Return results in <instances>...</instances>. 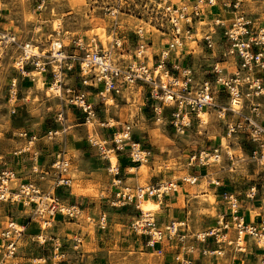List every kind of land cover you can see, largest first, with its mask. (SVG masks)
<instances>
[{"label": "built area", "instance_id": "2783aa9c", "mask_svg": "<svg viewBox=\"0 0 264 264\" xmlns=\"http://www.w3.org/2000/svg\"><path fill=\"white\" fill-rule=\"evenodd\" d=\"M57 0H32L37 12L46 9L50 3ZM105 1L102 10L114 20L111 28L110 42L105 49L98 41L84 46L80 40H72L69 44L58 43L55 50L51 44L48 52L40 50L30 42L18 44L10 29H3L0 8V47L4 50L16 48L13 60V69L21 79L33 82L32 73L46 75L50 80V87H54L52 95L60 99L65 105L77 111L86 124L95 123L96 109L106 107L108 101L120 98L133 86L147 90L146 103L156 122L158 118L168 119L169 127L177 136L183 137L191 129L194 120L197 127L201 125L199 114L211 110L215 118L225 127L224 139L240 141L242 145L250 148V159L256 163L264 160V30L254 29L251 21L242 14L235 15L228 28L222 32L223 43L220 46L221 57L227 62L234 63V72L224 74L213 67L212 81H203L194 84V75L191 67H183L180 55L175 57V64L169 62L168 49L161 51L157 60L151 67L147 65L145 54L151 41L145 38L143 31L137 30V50L134 61L125 63L121 52L122 39L117 37V15L144 13L149 24L154 29L168 31L174 47H182L185 40L182 37V27L186 34L192 29V20L200 16V12L216 6V0H195L190 7H178L172 0H99ZM241 0H234L233 8L236 10ZM219 20V19H218ZM215 26L223 27V22L215 21ZM206 48L213 51V42L210 37H204ZM217 45V43H216ZM180 60V61H178ZM169 65V69L167 68ZM165 75L162 81L161 75ZM73 81V82H72ZM17 80L10 81L6 94V103L11 115L17 94ZM226 101L224 105L218 103L220 98ZM223 97V98H222ZM63 114L56 116L55 122H63ZM133 122L125 123L120 132L112 134L111 149L101 150L95 145L98 152L106 162L105 173L110 177L109 182L114 189L109 206L114 209H123L133 205L138 216L129 225V232L138 238H146L145 248L151 250L156 256H163L164 247L181 246L187 239L185 223H170L159 227L155 217L144 214L139 204L144 200L160 201L177 191V184L172 181H159L147 186L135 185L131 187L122 179L120 169L112 165L108 153L124 154L131 165L141 166L147 163L150 151L144 150L132 140ZM99 128L110 129L108 123H102ZM67 128L61 126L60 130L49 131L43 139L50 144L47 157H41L38 150L39 138L35 134L20 132L17 138L22 141L21 147L12 152L16 165L28 162L26 172H17L13 169L0 168V206L11 209L19 206L24 215H28L26 225H18L13 218H7L6 224L0 227V246L3 259L0 264H6V259H15L22 247V240L27 226L32 224L38 233L28 236V242L39 248L47 247L51 236H44L55 222L73 221L81 216L76 205L65 203L60 194L71 189L69 177L71 169V156L65 150L64 136ZM61 137L60 141L57 139ZM105 145L107 144L104 142ZM104 145V146H105ZM48 147V145H46ZM221 145L211 150H200L187 158V166L204 167L208 156L213 157V163L221 155ZM106 152V154H105ZM41 160V161H40ZM204 164V165H203ZM183 183L194 185L196 177H182ZM217 185V184H216ZM228 209L222 213L217 221V227L197 233L190 237L191 242L205 244L213 241L215 245L234 247L239 254H245L246 240L250 239L254 248L261 250L257 264H264V179L260 184H254L244 193V200L252 207L258 208L257 223H249L245 215L240 213L236 198L227 197ZM106 216L99 217V229L105 227ZM182 229V231H180ZM229 231L235 234L234 239L227 237ZM54 239V238H53ZM75 243L73 253L77 258H71L59 241H54L49 247L52 264H84L83 257L78 251L80 240L73 238ZM209 242V243H210ZM261 246V247H260ZM206 255L207 252L202 253ZM214 256L220 253L212 252ZM172 264H194L192 260L180 253H175Z\"/></svg>", "mask_w": 264, "mask_h": 264}, {"label": "rangeland", "instance_id": "374dc122", "mask_svg": "<svg viewBox=\"0 0 264 264\" xmlns=\"http://www.w3.org/2000/svg\"><path fill=\"white\" fill-rule=\"evenodd\" d=\"M194 1L195 0H172L171 2L177 4L178 7L186 6L187 11L190 12V7H192ZM102 2L103 1L99 0H57L50 3L46 9L37 12L33 7L32 0H0L1 14L3 17L2 27L3 29H7L9 25L8 29H10L11 33L15 36L18 44L30 42L44 52L49 51L53 42L59 41L62 42L63 45H66L72 40H80L84 46H89L93 41H98L105 49L108 47V43L111 40L110 32L115 22L102 10V8L106 7L104 4L105 1L104 3ZM180 2L184 3L182 4ZM216 2L215 7L202 10L200 16L192 20V25H195L193 26L194 30L196 29L195 36L186 34L181 22L183 30L182 37L186 39L184 41L190 39L202 40L200 42L202 48L200 49H202L204 54H208L207 51H210L206 49L204 37H210L213 42V51L209 53L212 58L209 59L208 63L202 64L201 60H187V62L186 60H182L180 62L181 65L182 62H184V67H193V75L195 80H197L194 84H199V78H211V72L214 66L222 70V76L234 72V63L232 61L227 62L226 59L222 58L220 56L222 51L219 48L223 43L222 32L225 28H228L230 21L235 15L242 14L247 20L251 21L254 25V29L264 30V0H241V4L236 10L233 8L234 0H216ZM216 20L223 22L224 26H215ZM116 27L117 37L122 39L123 44L120 50L124 56L122 59L125 63L134 61L133 55L137 50V38L135 36L137 30L143 31L145 38L151 41L153 45L152 49L147 48V52L141 56V59L146 56L148 57V67L152 65L151 55L158 53L159 49L161 51L168 49L167 46L164 48L160 46L172 42L170 33L168 31L154 29V27L149 24L144 13H141L139 16L136 14L117 15ZM183 47H185L186 50L183 49ZM180 49L179 54L181 55V51H183L184 56L187 55L189 49H193L194 51L197 50L195 44L187 42L183 44ZM179 54L177 53L176 55L173 51L169 52L168 58L175 64V57H178ZM15 55V47L6 50L0 47V166L3 163H10V149L11 146L14 147V142L11 139H18L17 134L20 132L35 134L37 138L41 139L39 143H43L49 147L50 144H47L46 139L43 138L47 132L60 130L61 126L68 129L65 134H69L71 139L73 137L75 139H84L87 141L90 136L89 134H93L94 130L103 133L108 130L111 135L112 132H120L123 124L133 122L135 125L131 133L133 137L132 140L134 141V139L140 138L142 143L143 140L149 138L151 143L149 145L151 146L145 147H149L155 156H161V158H154L153 156L148 159L147 163H144L148 166L145 176L142 172L139 173L138 171V185L147 186L149 183L145 181V177H147V173L148 175L152 174L151 168H155L157 172L173 171L175 173L173 178L179 179L184 177L186 175L181 170L187 168V166L185 165L184 158L181 157L182 154L186 156L194 155L198 153V149L201 147L209 151L217 147L220 138H224V124L215 118V113L211 110L204 111L206 114L204 121L199 116L202 121L201 125H205L198 129L197 122L194 120L193 126L185 136H177L169 127L168 119L165 117L166 115H164L163 119L158 118L156 122L154 114L150 109V103L145 102L147 90L137 86L131 87L124 95L123 100L117 98L113 100V102L108 101L106 107L99 106L96 109L95 123L91 126L85 123L82 116L77 111L65 105L60 99L52 95L51 91H49L50 80H46V82L43 80L48 90L42 93L37 89V80L42 78L38 74L32 73L31 77H33V82L28 79L22 80L18 73L12 68ZM217 63L220 65H216ZM167 68L169 69L168 64ZM161 78L162 81L166 80L164 74L161 75ZM13 79L17 80V94L14 105L16 112L14 115H11L6 103V94L9 89L10 81ZM218 103L224 105L226 101L224 98H220ZM59 113L63 114V122L61 124L55 122L56 116ZM102 123H108L113 126L110 129L99 128V125ZM108 138L110 137L108 136ZM60 139L61 137L59 136L57 141H60ZM226 141L227 144L221 147L222 152L220 161L216 164H212L213 160L209 155L208 157L211 159L208 163L204 162L205 165L207 164L204 168H208L210 173L217 170L227 171L229 168H232L237 178V184L240 183V185H244L246 188L249 187L250 184H260L262 179H264V160L260 163H256L250 159V148L242 145L241 142L237 140L226 139ZM98 144L100 143L98 142ZM21 145L19 147H21ZM19 147L15 145L16 150ZM102 148L107 152L111 149V144L107 143L105 146H102ZM67 153L70 154V152ZM107 156L109 159L110 157L114 159L113 153H108ZM152 159H155V161L153 164H150ZM90 165H92V163ZM79 172V167L76 168L71 166L69 177L71 179V191L73 194H85L90 197H95L96 199L99 196H104L98 192L95 183L80 182ZM177 172L180 173L177 174ZM132 180L133 178H130L128 182L132 184ZM75 189L78 190V193H75ZM144 213L147 214L148 212L144 211ZM149 215L157 217V211ZM212 215H215V213L213 212ZM92 217L94 218V214H92ZM90 220H87V222H89L87 232L92 234L96 223ZM120 229L121 228L118 226L115 227L117 232H119ZM50 235L51 229L44 234V236L47 237ZM80 242L82 246L81 249L85 252L89 251L90 248L87 246L84 239ZM59 243L62 242L60 241ZM31 249L35 251L39 250L38 246L35 244H32L30 251ZM46 251L47 250L44 251L45 255ZM78 251H80V249H78ZM27 252L28 249L26 253ZM33 255V257H27L30 259L32 258V260L26 257L25 260H20L19 256L17 259H6L5 263L45 264L43 260L36 261L39 259L35 257V254ZM154 258L153 256L152 258L149 257V255H141V257L138 258L139 260L132 261L127 257L126 259H122L121 256V258H117V260L118 264H149ZM210 258V254L207 255V260ZM236 258L238 261V257ZM257 258L258 257L252 258L250 264L258 263L259 258ZM241 262L244 264L243 260L240 261V263Z\"/></svg>", "mask_w": 264, "mask_h": 264}, {"label": "crops", "instance_id": "0c3cea01", "mask_svg": "<svg viewBox=\"0 0 264 264\" xmlns=\"http://www.w3.org/2000/svg\"><path fill=\"white\" fill-rule=\"evenodd\" d=\"M180 3L183 4L184 2ZM193 26L195 25H192V29L188 34L190 36L196 35V29L194 30ZM8 28L9 25L7 26V29ZM201 41L195 39L183 41V44H185L186 42L195 44L197 50L194 51L193 49H189L186 56H184L183 51H181L180 60H186V62L187 60H201L202 64L208 63L209 59L212 58V56L209 54L211 52L207 51L208 54H204L202 49H200L202 48V44L200 43ZM160 47L164 48L163 45H161ZM152 48L153 45L151 43V45L148 46V49ZM183 49H185V47H183ZM160 53L161 50L159 49L158 53L151 55L152 63L157 60V57L160 55ZM146 62L148 64V60ZM169 62H171L170 59ZM217 64L220 65L219 63ZM182 66L184 67V62H182ZM41 76L45 82L46 80H49L46 75ZM193 79L194 82L197 81L195 80V78ZM199 80L200 84V82L206 80L212 81V77H205L203 79L199 78ZM203 125H199L198 129ZM115 133L117 132H112L110 135L108 130L104 133L94 130L93 134H89L90 136L87 141H85L84 139H75L73 137L71 139L69 134H65L64 147L66 152H70V154L68 155L72 158L71 166L80 168V182L95 183L98 192L100 194H103L104 196H99L96 199L95 197H90L87 195H76L72 193L71 189H69L63 195L60 194L61 200H63L65 203L76 205L78 207L81 216L78 219L69 222L62 221L60 218H58V221L55 222L53 228L51 229V241L48 242L47 247H43L41 249L38 247L39 250L37 251H35L34 249H31L30 251V247L32 246V244L28 242V236L36 235L38 231L34 225H28L22 240V247L15 259L20 256V260H25V257H33V254H35V257L39 259L36 261L43 260L45 264H52V261L49 260V247L53 244V240L62 242L61 244L65 246L64 249L68 253L69 257L77 258L79 256L72 252L73 247L75 246V243L72 241L73 238H76L80 241L84 239L87 246H89L90 248L89 251L85 252L81 249V244L78 246V249H80L79 252L83 257L84 264H118L117 258H121V256L122 259H126L127 257L132 261H137L139 260L138 258H140L141 255H149V257L151 258L152 256L155 257L154 260H151V262H149V264H172V258L175 253H180L186 258L192 260L194 264H242V262L240 263V261L242 260L244 261V264H250V260L252 258H259V256L263 254L261 250H257L256 248H254L253 243L250 239H245V254L237 253L234 247H228L226 245H215L213 241H208L205 244L191 242V236L217 227L219 216L222 213L226 212L228 209L229 205L226 200L228 196H232L233 198L237 199L240 207V213L245 215L249 223L258 222L259 218L257 217V215L259 212L256 206L252 207L250 204H248V202L244 200L245 191L252 185L250 184L249 187L246 188L244 187V185H240V183L237 184V178L234 175L235 173L233 172L234 169L229 168L227 171L217 170L210 173L208 171V168H204L198 165L189 167L187 166L188 156L184 154H182L181 157L184 158V162L187 168H183L181 171L185 173L186 176L184 177H196L197 182L194 185H189L182 182V177L179 179L173 178V175L175 174L173 171L157 172L155 168L150 167L152 174L148 175L147 173L146 177V181H148L149 185L156 184L159 181L174 180L178 185L177 191L167 197H164L160 201H156L157 203H159L158 209H155L154 202L146 201L141 205V211H146L148 213L157 211V217H155V220L161 228L169 225L170 223H185L187 227L186 234L188 235V237L181 246L171 248L164 247L165 253L160 257L156 256L155 253L151 250L145 248L144 242L146 238L135 237L129 232V225L131 221L138 216V212L134 209L133 205L130 207H125L123 209H114L109 206V202L113 197L114 189L109 182L110 177L107 176L104 172V167H106L107 164L105 160H103L102 155L98 152L95 145H105L104 142L110 143V140L108 139H111L112 134ZM108 136L110 138H108ZM11 140L14 142V147L11 146L10 149V163H3L1 164L0 168H14L17 172L28 171L30 163L25 162L23 163V165L20 164V166L18 167L15 164L16 159L12 156V152L16 150L15 145H18L19 147L22 144L21 141L19 139ZM221 140L222 138L219 139V144L217 145V147L221 145ZM98 142L100 144H98ZM134 142L139 144L144 150L150 151L149 159L153 156L154 158H161V156H155L152 153L153 151L149 149V147H145L151 146L149 145L151 144L149 138L142 141L144 145L141 143L140 138L136 140L134 139ZM203 149L205 148L201 147L198 149V151ZM38 150H40L41 157L48 159L47 154L48 152H50V146L46 147V145H44L43 143H39ZM220 152H222V148L220 149ZM114 161L115 163H117V166L120 169V174L125 183L127 185H130L131 187L138 185L137 180L139 177V173L136 170L137 167L140 166L131 165L124 154L116 155V157L114 156ZM154 161L155 159H152V162H150V164H153ZM91 163L92 165H90ZM178 173L180 172H177V174ZM130 178H133L132 184L128 182ZM213 212L215 213V215H212ZM250 213L253 215H251ZM92 214H94V218L92 217ZM101 215L107 217L105 221V227L103 229H99L98 227L99 217ZM28 217V215H24L23 212H21L19 206H13L11 209L5 208V206L3 205L0 206V227H3L6 224L7 218H13V220L18 225H26ZM90 219L96 223L95 229L92 234H89L87 232L89 223L87 222V220ZM117 226L121 228L119 232L115 230V227ZM180 231H182V229ZM227 237L230 239H234V232L229 231ZM27 249L28 252L26 253ZM45 250H47L46 255L44 254ZM204 251L207 252L206 255L202 254ZM212 252L220 253V255L214 256ZM209 254L211 258L207 260V255ZM236 257H238V261L236 260ZM2 259L3 254L0 247V262L2 261ZM30 260H32V258Z\"/></svg>", "mask_w": 264, "mask_h": 264}, {"label": "bare ground", "instance_id": "6f19581e", "mask_svg": "<svg viewBox=\"0 0 264 264\" xmlns=\"http://www.w3.org/2000/svg\"><path fill=\"white\" fill-rule=\"evenodd\" d=\"M181 25V24H180ZM186 40V39H185ZM170 45H171V47L172 48H174V49H172V51H173V53L174 54H176L177 55V53L179 54L180 53V48L181 47H174V45H173V43L172 42H170L169 43ZM182 45H183V43H182ZM53 48L55 49V50H57L58 49V43H56V42H53ZM171 51V52H172ZM166 52H167V50H166ZM180 55V54H179ZM218 65V64H217ZM218 71H220V69H217ZM39 76H41V75H39ZM42 77V76H41ZM37 89L42 93V92H45L46 90H48L47 89V86H46V83L43 81V79L42 78H39L38 80H37ZM49 91H52V93H53V91H54V87H50V90ZM205 113L204 112H201L200 114H199V116H200V118H202L203 119V121H204V118H205ZM201 120V119H200ZM202 122V121H201ZM204 123V122H203ZM96 137V136H95ZM221 144H222V147H224L226 144H227V141H226V139H224V138H222V140H221ZM98 146H100L101 147V150H102V152H103V150H105L104 148H102V146H104V145H98ZM209 157H211L212 158V160H213V157L210 155ZM208 157V158H209ZM211 158H209V161H210V159ZM208 161V162H209ZM217 161V163L220 161V156H219V159H217L216 160ZM110 162H111V164L112 165H115V161H114V159H112L111 157H110ZM207 162V163H208ZM262 162V161H261ZM136 171H139V173L140 172H142V174H144V176H145V172H147V166L143 163L140 167H137V170ZM146 178V177H145ZM147 180V178L145 179V181ZM139 183V182H138ZM75 191V193H78V190L77 189H75L74 190ZM81 192V191H80ZM87 194V193H86ZM85 195V194H84ZM146 201H152V202H154V204H155V209H158L159 208V203H157L156 201H153V200H151V199H148V200H145V201H142L141 203H140V205H139V207H140V210H141V205L144 203V202H146ZM143 212V211H142ZM144 213V212H143ZM145 214V213H144ZM147 214H150V212L149 213H147ZM251 219V218H250ZM210 253V252H209Z\"/></svg>", "mask_w": 264, "mask_h": 264}]
</instances>
